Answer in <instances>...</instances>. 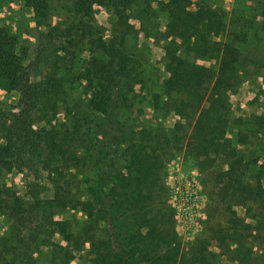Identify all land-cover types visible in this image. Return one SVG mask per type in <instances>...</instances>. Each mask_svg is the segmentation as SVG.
<instances>
[{
    "label": "trees",
    "instance_id": "1",
    "mask_svg": "<svg viewBox=\"0 0 264 264\" xmlns=\"http://www.w3.org/2000/svg\"><path fill=\"white\" fill-rule=\"evenodd\" d=\"M22 1L44 28L26 58L17 36L0 25V85L18 92L16 111L0 109V172L16 170L24 185L21 195L0 178V264H71L85 247L91 264H206L202 249L180 250L164 152L183 150L208 168L223 158L222 180L234 177L240 159L226 136L234 120L230 96L248 78L250 63L264 72V59L241 55L237 46L248 18L232 13L238 29L214 41L227 21L211 1L155 0L167 17L164 34L178 43L165 60L169 96L161 104L155 94L151 106L171 111L174 121L169 131L153 130L141 106L146 85L125 44L129 10L141 0H56L54 7ZM94 5L110 11L119 30L106 36ZM260 7L255 19L264 28V0ZM206 56L219 57L216 70L197 61ZM260 159L252 182L238 180L239 190L226 182L219 198L229 207L236 195L259 203V225L264 153ZM259 236L264 243V233L253 235Z\"/></svg>",
    "mask_w": 264,
    "mask_h": 264
},
{
    "label": "rangeland",
    "instance_id": "2",
    "mask_svg": "<svg viewBox=\"0 0 264 264\" xmlns=\"http://www.w3.org/2000/svg\"><path fill=\"white\" fill-rule=\"evenodd\" d=\"M47 1L50 6L54 7L56 0ZM209 1L215 9L224 13L227 21L226 31L221 36L212 37V40H224L230 30L238 29L230 24L232 13L240 14L242 21L246 18L248 22L254 19L253 22H244L247 25V30L243 27L247 31L245 40L238 42L237 46L242 52L241 55L264 59V28L261 26V19L259 17L255 19L256 14L261 10L262 0ZM93 10L96 24L104 30L106 36L119 30L120 26L112 18L110 11L100 5H94ZM127 22L130 31L125 36V44L128 52L133 56L136 71L140 73L146 85L144 88L146 98L142 99L141 103L146 123L150 124L153 130L157 128L169 131L174 121L171 111L166 110L164 115L163 109H154L151 106L156 102L155 94H158L157 100L161 104L169 96L164 87L167 76L165 60L168 54L176 48L178 41L164 34L167 17L165 12L156 5L155 0H141L133 6L129 10ZM0 25L10 28L18 38V50H26V58H30L36 44L35 36L44 28L43 25H38L31 9L22 0H2ZM55 49L57 54H60L57 47ZM84 56H86L85 52L79 53L75 65L81 63ZM218 60V56L197 58L200 64L213 70L217 69ZM249 70L248 78L230 96L229 101L234 120L226 129V136L236 147L237 158L240 159V163L235 166L233 178L222 180L218 171L228 168V162L223 158H216L213 167L208 168L186 157L183 150L165 148L164 152V182L167 169H171L174 164H179L180 170L184 173L194 171L196 174L203 202L196 230L188 240H185L182 235L168 195L167 200L173 211L174 227L178 234L180 250L188 252V250L202 249L206 264H264V243H260V236L253 237L257 232L264 233V218L260 225L258 223L262 212L261 205L254 201H245L241 195L232 197V207H229L226 202L221 203L219 199L226 192V182H230L228 186L235 190H239L238 180L252 182L251 174L257 168V165L255 167L253 165L256 160H258L256 164H260V157L264 153V72L260 65L253 63H250ZM17 103L18 92L4 89L0 85V109L9 112L16 111ZM58 114L62 115L63 110L59 109ZM0 178L24 195L22 175L19 172L2 170ZM165 185L168 194L166 182ZM65 216L75 218L79 222L84 218L81 213L74 212H68ZM86 248L75 254L71 264H91L89 255L85 252ZM35 264L49 263L41 259Z\"/></svg>",
    "mask_w": 264,
    "mask_h": 264
},
{
    "label": "built area",
    "instance_id": "3",
    "mask_svg": "<svg viewBox=\"0 0 264 264\" xmlns=\"http://www.w3.org/2000/svg\"><path fill=\"white\" fill-rule=\"evenodd\" d=\"M169 202L175 210L185 240L196 230L203 196L194 171L184 173L179 164L167 169L166 180Z\"/></svg>",
    "mask_w": 264,
    "mask_h": 264
}]
</instances>
